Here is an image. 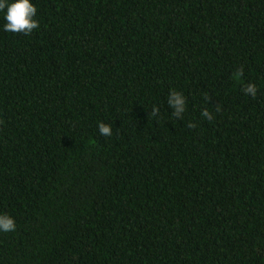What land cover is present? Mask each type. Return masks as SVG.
I'll use <instances>...</instances> for the list:
<instances>
[{
  "label": "trees",
  "instance_id": "trees-1",
  "mask_svg": "<svg viewBox=\"0 0 264 264\" xmlns=\"http://www.w3.org/2000/svg\"><path fill=\"white\" fill-rule=\"evenodd\" d=\"M32 2L0 29V264H264V0Z\"/></svg>",
  "mask_w": 264,
  "mask_h": 264
},
{
  "label": "clouds",
  "instance_id": "clouds-1",
  "mask_svg": "<svg viewBox=\"0 0 264 264\" xmlns=\"http://www.w3.org/2000/svg\"><path fill=\"white\" fill-rule=\"evenodd\" d=\"M37 8L32 0H0V29L4 32L11 33H23L25 35L30 34L34 29L39 27V22L36 19ZM243 66L236 68L232 75L234 81H241L243 76ZM241 91L249 96H255L257 94V86L254 83H247L241 85ZM166 104L173 109L172 117L182 118V114L186 111V97L185 95L177 91L175 88H169L167 97L165 99ZM217 111L219 109H216ZM160 108L153 104L151 107V115L153 118L158 117ZM202 119L212 120V113L208 108H204L200 113ZM98 131L103 136H111V128L109 125L98 122ZM191 123L189 127H191ZM17 225L12 216L7 213H0V233H9L15 231Z\"/></svg>",
  "mask_w": 264,
  "mask_h": 264
}]
</instances>
